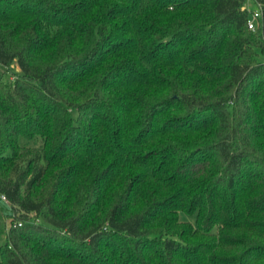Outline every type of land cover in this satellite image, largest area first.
Instances as JSON below:
<instances>
[{"label":"trees","instance_id":"1","mask_svg":"<svg viewBox=\"0 0 264 264\" xmlns=\"http://www.w3.org/2000/svg\"><path fill=\"white\" fill-rule=\"evenodd\" d=\"M254 1L0 0V264H264Z\"/></svg>","mask_w":264,"mask_h":264},{"label":"rangeland","instance_id":"2","mask_svg":"<svg viewBox=\"0 0 264 264\" xmlns=\"http://www.w3.org/2000/svg\"><path fill=\"white\" fill-rule=\"evenodd\" d=\"M246 7L248 8V10L250 12L256 11V10L259 9L258 5L255 3L254 0H246ZM12 78H13V76H12ZM0 205L4 208V210H5L6 213H9V211H10V205L6 201H4L2 199L1 195H0ZM182 219L183 220H189L191 222H194L195 221V217L189 216L186 213H182ZM4 241H5V237L3 236L0 239V244L4 243Z\"/></svg>","mask_w":264,"mask_h":264},{"label":"built area","instance_id":"3","mask_svg":"<svg viewBox=\"0 0 264 264\" xmlns=\"http://www.w3.org/2000/svg\"><path fill=\"white\" fill-rule=\"evenodd\" d=\"M262 15H263V11L261 7H259V9L256 11H252L251 18L249 20V28L251 30L253 31L256 30L258 18L262 17ZM1 197L4 201H6L10 205L8 199L4 195H2Z\"/></svg>","mask_w":264,"mask_h":264}]
</instances>
